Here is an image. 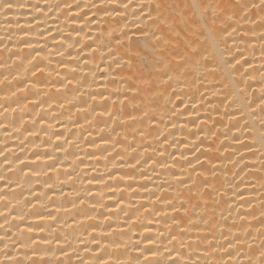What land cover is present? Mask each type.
I'll list each match as a JSON object with an SVG mask.
<instances>
[{
  "label": "bare ground",
  "instance_id": "1",
  "mask_svg": "<svg viewBox=\"0 0 264 264\" xmlns=\"http://www.w3.org/2000/svg\"><path fill=\"white\" fill-rule=\"evenodd\" d=\"M20 2L0 264H264L261 0Z\"/></svg>",
  "mask_w": 264,
  "mask_h": 264
},
{
  "label": "snow or ice",
  "instance_id": "2",
  "mask_svg": "<svg viewBox=\"0 0 264 264\" xmlns=\"http://www.w3.org/2000/svg\"><path fill=\"white\" fill-rule=\"evenodd\" d=\"M128 5L125 4L124 7H127ZM27 7V5H25L24 3H21L20 0H0V13H3L4 15H8V13L16 8H25ZM34 7H38V6H34ZM153 6L151 4V0H149V8L151 9ZM155 9L157 10V14L159 15V8L161 7L159 4H156ZM252 8H261L262 10H264V0H261V3L259 5L252 3L251 5ZM205 12H207V8L204 9ZM142 14L146 15L148 19L152 20L155 19L152 15H151V11L144 13L143 9H141ZM203 15V14H202ZM192 23H195L194 21ZM233 31H235V29H233ZM157 40L160 39V37H156ZM30 47V45H28ZM194 51V50H193ZM209 70H213V69H209ZM169 79H171V77H169ZM69 83H71V81H69ZM93 99H95V97H93ZM104 99H107V97H104ZM262 103H264V97H262ZM33 243H38V241H33ZM175 264V262H174Z\"/></svg>",
  "mask_w": 264,
  "mask_h": 264
}]
</instances>
